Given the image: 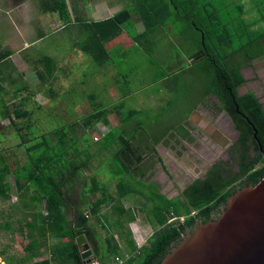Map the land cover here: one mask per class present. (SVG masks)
Returning a JSON list of instances; mask_svg holds the SVG:
<instances>
[{
  "label": "trees",
  "instance_id": "trees-1",
  "mask_svg": "<svg viewBox=\"0 0 264 264\" xmlns=\"http://www.w3.org/2000/svg\"><path fill=\"white\" fill-rule=\"evenodd\" d=\"M153 1L156 3L153 4ZM41 2V12L55 13L63 23L69 21L65 0ZM252 3V14L247 18L243 17L247 12L241 3L235 6L237 14L234 18L230 17L227 5H224L225 20L218 17L220 8L215 7L210 0H152L151 2L139 0L136 10L145 27L144 31L147 32V29L156 27L157 19L166 11L168 5L174 8L176 17L186 22L198 35L195 42L198 43L199 51L193 58L204 59L209 63L213 71V83L216 84L215 87L221 88L222 99L230 105L235 101L248 120L246 122L238 118L235 121L236 128L241 133L238 144L244 145L251 139L254 129L256 139L264 150V110L253 94L236 97L234 92V85L242 84L244 81L239 72L240 67L247 65L253 59L264 57V0H253ZM122 15L128 14L122 11L103 22L109 27V37L121 32L119 17ZM236 36L239 43L233 49L232 39ZM241 37L245 40H241ZM203 49L208 55L201 58L200 52ZM216 51H219L218 57L213 56L216 55ZM10 54L0 51V63ZM234 56H236L235 60ZM34 63L44 68V74L37 72L40 80L54 79L55 65L52 58L42 56ZM44 108L36 106V114L26 109L23 116L14 117L16 107L10 111L5 102L0 101V117L8 119L10 126L16 128V138L19 140L17 146L23 149L26 158V161L20 165L13 161L8 162L5 155H0V202H9L11 199L8 181L11 176L16 199L10 205L9 214L6 216L14 219L19 235L28 240L24 246L27 253L37 251L48 239H54L57 243L50 250L53 264H82L74 240L84 235L93 242L95 256L101 261L96 236L88 229L89 217H95L112 199L108 184L98 179L97 172L91 170L90 163L102 150H108L116 143L117 134L115 131H110V138L106 144L100 146L99 143H94L95 147L91 149V142L86 139L85 131H89L98 122L106 124L108 114L107 110L95 108L81 119L79 127L82 138L80 139L75 137L74 124H64L34 133L33 128L38 129L36 123L40 122L36 119L37 114H39L38 118L42 117L43 122L48 121L44 119L47 114ZM229 111L234 116V109L231 108ZM15 118H19L20 122L17 123ZM253 144L256 145L254 140ZM110 156L109 165L122 175L114 184L115 197L119 201L133 193L146 199L143 205L147 206L148 221L154 228H158L146 245L139 248V254L126 264H158L180 241L179 232L183 226L167 225L169 216L173 215L179 219L184 215L182 208L185 209V213H189V207L198 209L201 205L207 204L210 201L208 192L219 187L221 180L208 178L205 182L195 181L184 193L186 200L176 203L158 195L154 189L152 192L151 188L144 187L141 180L136 179L139 170L135 166L141 163L142 157L135 153L127 141ZM215 181L218 183L216 186H214ZM137 184H141L146 192L137 188ZM132 219L133 217H130L128 221ZM190 223L191 220L186 221V224ZM10 225L8 221L2 222L0 228L8 229ZM106 247L107 254H119L118 245L112 237L106 238ZM129 248L131 251H136L133 245L129 244Z\"/></svg>",
  "mask_w": 264,
  "mask_h": 264
},
{
  "label": "crops",
  "instance_id": "crops-1",
  "mask_svg": "<svg viewBox=\"0 0 264 264\" xmlns=\"http://www.w3.org/2000/svg\"><path fill=\"white\" fill-rule=\"evenodd\" d=\"M128 1L130 5L134 6L133 8L124 7L123 3H126V0H65L69 21H72V29L76 31L75 36H78L80 28L85 31L83 35L85 44L80 48L76 47L78 40L72 35V64L83 67L82 71L84 72H82V79L78 81V84L81 87L89 86L90 91L86 92V97L90 102V112L93 108L108 111L106 124L98 122L89 131H85L88 141L91 142V149L95 147L94 143H99L100 146L106 144L110 138V131H115L117 134L116 143L112 144L108 150H102L101 156L95 157L96 159L92 158L90 163V168L92 171L97 172L98 179L102 183L108 184V191L112 199L107 206L101 208L95 217H89L88 229L96 236L102 263L108 262L113 256L106 252L107 237L114 239L118 245V253H131L134 251L130 250L129 244L133 245L135 249L138 246L141 248L158 230L149 223L146 216L147 206L143 205L146 199L133 193L128 194L119 201L115 197L114 184L122 175L119 171H114L109 165L110 163L106 161L111 153L127 141L135 153L142 157L141 163L135 166L140 170L136 179L141 180L144 187H149L154 192V180L150 179L151 164L155 161L152 158L154 154L162 155L159 159L162 162L163 169H166L164 164L167 160H164L170 152L176 149L177 151H187V153H197L198 148L203 144L200 140L202 136H219V129L216 125L218 118L215 117L214 111H212L213 115L206 113L207 103L215 100V92L210 87L206 92L201 91L200 94L198 92L193 94L190 101H186L184 104L182 102L174 103V101L169 100L165 102L158 100V105L156 103L153 107L160 111V120L154 121L156 124L150 130H146L140 121H136L131 127V119L133 120L142 109L139 100L135 97L136 90L126 86L131 81L128 75L134 74L137 70L139 71V54L141 50L142 52H151L152 55L157 53V47L162 44L160 40H157L158 37L163 41L162 45L171 43L174 46V51L169 50L167 55L160 56L158 64L154 61H147V66L150 67L154 78L144 86L146 88L149 85L159 84L167 77L182 73L189 64L197 62L198 60L194 59L193 56L198 53L199 49L192 54L186 52L182 44L176 43L181 40V38H178V34L172 35L163 32L160 37L162 31H157L154 38L152 36L154 34L149 35L150 38L154 39L155 44L147 45V47L139 44L137 40L138 38L142 39L141 36L144 34L136 10V4L139 0ZM18 6L12 5L11 8ZM122 11H126L128 15L119 17L121 19V32L116 36L109 37V27L103 22ZM18 12V18L22 20L21 24L29 25L27 14L22 9ZM33 20L36 21V18L33 17ZM54 21L55 17H51L50 24L57 29L68 24L62 23V25L61 22ZM41 38H43L42 35L38 36L37 40L39 41ZM150 38L143 41L150 43ZM34 42L35 40L31 43ZM31 43L25 42V40L22 43L23 46L16 43L18 46L16 51L20 48L19 52L22 53ZM13 54L14 51L5 60H10L11 68H16L15 63L12 61ZM46 56L53 59L51 55ZM174 59L175 61H173ZM179 59L180 61H178ZM135 60L137 70H135V64H132L131 67L129 65L130 62ZM161 90H155L147 98L152 99L154 96L159 95ZM4 102L7 104L6 101ZM48 105L44 104V106ZM125 107L127 108V114L122 118L119 109ZM83 117H80L78 121L81 122ZM100 127H103V136L97 142H94L91 136L94 132H100L98 131ZM129 132L133 133L130 134ZM76 138L80 139L82 137L76 135ZM92 154H94L93 151ZM106 173H109V177ZM140 213L144 214V217H141ZM130 217H133V219L128 221ZM143 226L144 228H142ZM140 228L144 236L139 233ZM27 242L28 240L26 244ZM85 242L95 255L93 242L87 237H85ZM56 243V240L48 239L43 247H39L33 253H27L24 250L26 244L23 243L21 255L18 257L7 256L3 261L5 260L6 264H53V256L50 250ZM1 264L4 263L1 262Z\"/></svg>",
  "mask_w": 264,
  "mask_h": 264
},
{
  "label": "rangeland",
  "instance_id": "rangeland-1",
  "mask_svg": "<svg viewBox=\"0 0 264 264\" xmlns=\"http://www.w3.org/2000/svg\"><path fill=\"white\" fill-rule=\"evenodd\" d=\"M41 1L42 0H0V51L10 53L14 51L12 61L15 63L14 65L16 67L11 68L10 60H4L0 63V101H6V106L9 107L10 111L14 110L16 107L15 115L13 114L14 117L23 116L26 109H30L33 114H36V106L45 107L44 110L47 114L44 116V119L48 121L43 122L42 117L38 118L39 114H37L36 119L40 122L36 123L38 129L33 128L34 133H38V131L42 129L50 130L51 128H56L64 124H74L76 137V135H80L81 131L79 127L80 121H78V119L91 111L89 99L86 97V92L90 91L89 86L86 85L85 87H81L78 84V81L82 79L83 67H77L75 64H72V35L75 36L76 31L72 29V21H68V24L66 23L67 25L58 29L52 26L50 24L51 17H55L54 22L61 21L55 13L41 12ZM151 1L152 0H150V2ZM210 1L215 7L220 8L218 17L222 20H225L224 5H227L230 17L232 18L237 14L235 6L238 3H241L247 12L246 15L244 14V18L252 14L253 0ZM155 3L156 2L153 1V4ZM12 5L19 6L11 8ZM123 5L125 8L134 7L130 5L128 0H126V3L124 2ZM145 5L148 6L147 3H145ZM21 9L27 14L29 25L21 24L22 20L18 18V11ZM248 12L250 13L248 14ZM33 17L36 18V21L33 20ZM62 23L63 22H61V24ZM142 28L145 29L143 24ZM157 31H162L160 37L163 32H168L172 35L178 34V38H181V40L176 43L182 44L186 52L192 54L199 49L198 43L195 42L198 35L191 30L186 22L176 17L175 10L174 8L172 9L170 5L166 7V11L162 13V16L157 19L156 27L153 26L147 29V32L144 31L145 34L141 36L142 39L138 38L137 42L146 47L147 45L151 46L155 44L153 38L155 34H157ZM84 32V29L80 28L78 36H75L78 40L76 45L78 48L85 44L83 38ZM150 34H154L152 35L153 38H150ZM40 35H42L43 38L38 41L37 38ZM149 38L151 39L150 43L143 41ZM241 38V40H245L244 37ZM24 40L29 43L34 40L35 42L31 43L26 50L20 53V48L16 51L18 48L17 44L21 45ZM157 40H160V43L163 44L161 38L158 37ZM79 41H83L84 43ZM238 43L239 40L237 36L233 37L232 48L235 49ZM162 44L157 47L158 51L157 53H153V55L151 52H142L141 50L139 54V71L136 68V60L129 64L130 67L132 64H135V70H137V72L128 75L131 81L126 87H132L133 90H136L135 97L139 100L142 109L133 120L131 119V127L136 121H140L141 125L146 130H150L152 126L156 124L154 121H159L161 117L160 111L156 107H153L156 103L158 105V100H162L163 102L169 100L172 102L174 101V103L182 102L184 104L186 101H190L193 94L197 92L200 94L201 91L206 92L209 87L217 88L212 80L213 71L209 63L204 61V59L189 64L187 69L180 74L167 77L159 84L149 85L144 88V86L149 84L154 78V74L151 72L150 67L147 66V61H154L158 64V62H160V56L167 55L169 50L174 51V46L171 43ZM218 54L219 51H216V55L213 56L218 57ZM43 55H51L53 57L52 60L55 65L53 80L48 79L44 81L40 80L37 76V72L44 74V68L40 64L35 65L34 61L40 59ZM173 61H175V59ZM178 61H180V59ZM263 66L264 65H260L259 68ZM247 80H249L251 86L259 85L258 80L253 76H250ZM156 87L157 89H162L161 92H159L160 94L154 96L152 99L147 98L157 90L155 89ZM44 104L49 105L44 106ZM119 110L120 116L124 118L127 114V108L125 107ZM18 119L19 118H15V121H19ZM20 127V129H22L21 124ZM15 131L16 128L10 126L8 119L6 120L0 117V155H5L8 162L13 161L21 165L26 161V158L23 149L17 146L19 140L16 138ZM129 133L132 134L133 132ZM100 156L101 154L99 153L98 157ZM106 161L110 163L111 156ZM139 172L140 170L138 174ZM106 175L109 177V173H106ZM8 181L10 184L11 199L9 202H0V223L8 221L11 225L8 229L6 227L0 228V264L1 262L6 264L3 259L7 256L18 257L21 255L23 243L26 244L27 241V239L19 235L17 224L14 222V219L7 218L6 216L9 214L10 205L16 199L11 176ZM136 187L146 192L141 184H137ZM183 214H185V212ZM140 216L144 217V214L140 213ZM181 221L182 218L176 219L174 224L176 225ZM142 228H144V226ZM140 230L139 233L144 236L141 228Z\"/></svg>",
  "mask_w": 264,
  "mask_h": 264
},
{
  "label": "flooded vegetation",
  "instance_id": "flooded-vegetation-1",
  "mask_svg": "<svg viewBox=\"0 0 264 264\" xmlns=\"http://www.w3.org/2000/svg\"><path fill=\"white\" fill-rule=\"evenodd\" d=\"M200 53L201 58L208 55L204 49ZM233 59L235 60L236 56ZM260 65H264V57L253 59L247 65L240 67L239 72L244 81L242 84L234 85V92L236 97L253 94L264 110V66L259 68ZM250 76L258 80V86L249 84L247 79ZM227 89L231 91L230 88L227 87ZM213 91L215 100L207 103L206 113L213 115L212 111H214L215 117L218 118L216 125L219 136H202L200 140L203 144L198 148L197 153H187V151L176 149L170 152L164 160H167L164 164L166 169L161 166L162 162L159 158L162 155L152 156L155 161L151 164L150 179L154 180V191L167 200L176 203L184 202L185 191L197 180L201 182H205L208 178L221 180L219 187L208 192L210 201L207 204L201 205L198 209L189 207V213L181 217L182 221L173 225L183 226L179 232L180 240L191 232L195 225L216 218L230 195L243 187L254 185L264 176V150L256 139V134L254 135V129L252 138L244 145H239L241 133L236 128L235 121L238 118L246 122L248 120L233 98L231 105L222 99L221 88H213ZM231 108L234 109V116L229 111ZM253 140L256 145L253 144ZM217 184L215 181L214 186ZM181 211L185 212V209L182 208ZM187 220H191V223L186 224Z\"/></svg>",
  "mask_w": 264,
  "mask_h": 264
},
{
  "label": "water",
  "instance_id": "water-1",
  "mask_svg": "<svg viewBox=\"0 0 264 264\" xmlns=\"http://www.w3.org/2000/svg\"><path fill=\"white\" fill-rule=\"evenodd\" d=\"M75 240L82 264L96 258L83 235ZM158 264H264V176L230 195L216 218L195 225Z\"/></svg>",
  "mask_w": 264,
  "mask_h": 264
},
{
  "label": "built area",
  "instance_id": "built-area-1",
  "mask_svg": "<svg viewBox=\"0 0 264 264\" xmlns=\"http://www.w3.org/2000/svg\"><path fill=\"white\" fill-rule=\"evenodd\" d=\"M98 131L100 132H94L93 135L91 136L94 142H97L103 136V132H104L103 127H100ZM176 219H177L176 217H174L173 215H170L168 220L166 221V224L173 225ZM139 248L140 246H138L136 251L131 252V253L125 252V253H119V254L113 255L110 258V260L106 263H102L97 258H94V259H91L87 264H126V262H128L131 258L139 254V251H138Z\"/></svg>",
  "mask_w": 264,
  "mask_h": 264
}]
</instances>
